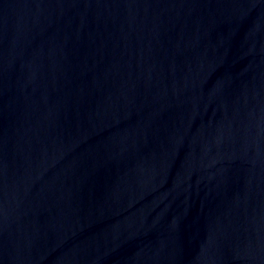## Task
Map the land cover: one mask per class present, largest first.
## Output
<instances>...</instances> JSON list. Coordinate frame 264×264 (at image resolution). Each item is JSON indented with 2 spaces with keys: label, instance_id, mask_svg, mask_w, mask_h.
Masks as SVG:
<instances>
[{
  "label": "water",
  "instance_id": "obj_1",
  "mask_svg": "<svg viewBox=\"0 0 264 264\" xmlns=\"http://www.w3.org/2000/svg\"><path fill=\"white\" fill-rule=\"evenodd\" d=\"M0 264H264V0H0Z\"/></svg>",
  "mask_w": 264,
  "mask_h": 264
}]
</instances>
